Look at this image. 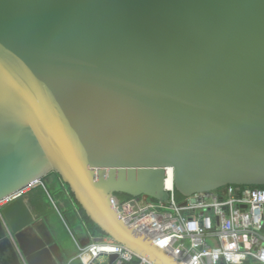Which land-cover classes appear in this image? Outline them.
Masks as SVG:
<instances>
[{
	"label": "water",
	"instance_id": "water-1",
	"mask_svg": "<svg viewBox=\"0 0 264 264\" xmlns=\"http://www.w3.org/2000/svg\"><path fill=\"white\" fill-rule=\"evenodd\" d=\"M166 167L176 202L264 186V0H0V199L55 172L106 235L182 264L111 202L166 203ZM29 200L0 264L62 263Z\"/></svg>",
	"mask_w": 264,
	"mask_h": 264
},
{
	"label": "built area",
	"instance_id": "built-area-1",
	"mask_svg": "<svg viewBox=\"0 0 264 264\" xmlns=\"http://www.w3.org/2000/svg\"><path fill=\"white\" fill-rule=\"evenodd\" d=\"M165 174L171 193L166 203L147 196L111 199L129 227L182 264H264V187L227 185L176 202L174 168L166 167ZM43 184L42 179L35 180L0 199V216L28 189ZM75 241L80 251L65 264L76 259L82 264H160L108 235L96 236L88 230L84 240Z\"/></svg>",
	"mask_w": 264,
	"mask_h": 264
},
{
	"label": "crops",
	"instance_id": "crops-1",
	"mask_svg": "<svg viewBox=\"0 0 264 264\" xmlns=\"http://www.w3.org/2000/svg\"><path fill=\"white\" fill-rule=\"evenodd\" d=\"M57 180L61 183L62 189L57 190V186L53 185L55 182H57ZM42 181L44 183L43 185L28 189L27 193L25 194L30 196L29 204L36 217V220L41 222L43 221L49 225L47 211L48 209L56 210L62 218L66 217L68 221L79 225L83 233L81 238L73 234L74 240H84L87 236V231H90V229L84 221L83 216L81 215L79 208L72 196V193L69 190V187L65 185L62 179L54 173H50L44 177ZM50 185H53V189L50 188ZM63 211H65V213H63ZM77 255H63L64 261L60 264H65L74 260Z\"/></svg>",
	"mask_w": 264,
	"mask_h": 264
},
{
	"label": "rangeland",
	"instance_id": "rangeland-1",
	"mask_svg": "<svg viewBox=\"0 0 264 264\" xmlns=\"http://www.w3.org/2000/svg\"><path fill=\"white\" fill-rule=\"evenodd\" d=\"M52 173L55 174V172ZM53 185L57 186V190L62 189V185L58 180ZM53 185H50V188L53 189ZM47 215L49 217V230L55 238V242L59 245L62 256L77 255L80 250L74 240L73 234L81 238L83 232L79 225L68 221L66 217L62 218L56 210L48 209Z\"/></svg>",
	"mask_w": 264,
	"mask_h": 264
},
{
	"label": "trees",
	"instance_id": "trees-1",
	"mask_svg": "<svg viewBox=\"0 0 264 264\" xmlns=\"http://www.w3.org/2000/svg\"><path fill=\"white\" fill-rule=\"evenodd\" d=\"M56 175H58L57 173H55ZM59 176V175H58ZM60 177V176H59ZM252 187H264V186H252ZM78 208H79V211L81 213V215L83 216V219L84 221L86 222V224L88 225L90 231L92 234L96 235V236H105L106 234L101 230V228L95 224L88 216L87 214L85 213V211L82 209V207L79 205V203L76 201L74 195L72 194ZM116 196L117 197H123V198H132L131 196L129 195H126V194H121V193H116ZM176 198L178 200H183L184 199V196L179 193L177 190H176ZM71 264H82L81 261L79 260H75L73 261Z\"/></svg>",
	"mask_w": 264,
	"mask_h": 264
},
{
	"label": "bare ground",
	"instance_id": "bare-ground-1",
	"mask_svg": "<svg viewBox=\"0 0 264 264\" xmlns=\"http://www.w3.org/2000/svg\"><path fill=\"white\" fill-rule=\"evenodd\" d=\"M168 186L170 187L171 186V179L168 180ZM38 227H40L42 229V224H38Z\"/></svg>",
	"mask_w": 264,
	"mask_h": 264
}]
</instances>
